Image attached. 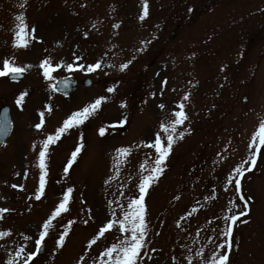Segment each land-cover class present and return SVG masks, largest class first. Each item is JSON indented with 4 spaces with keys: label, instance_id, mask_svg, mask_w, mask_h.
Returning a JSON list of instances; mask_svg holds the SVG:
<instances>
[{
    "label": "rangeland",
    "instance_id": "1",
    "mask_svg": "<svg viewBox=\"0 0 264 264\" xmlns=\"http://www.w3.org/2000/svg\"><path fill=\"white\" fill-rule=\"evenodd\" d=\"M147 4L141 20L143 0H0V70L8 59L27 75L17 84L0 78V106H9L14 123L0 147V209H7L0 212V264H17L13 253L35 250L44 221L69 188L67 210L51 219L44 251L32 264H108L106 249L130 233L118 225L98 233L139 196L156 158L150 145L158 133L166 145L160 125L174 120L181 104L187 119L176 126L163 171L145 191L147 234L137 264H213L232 215L238 219L231 226L230 264H264V144L259 137L252 143L264 121V0ZM17 16L28 26L24 47L14 46ZM46 59L59 72L73 60L79 84L67 98L44 86L40 64ZM84 78L92 80L90 88L81 86ZM23 93L22 106L17 100ZM101 97L83 123L49 145L40 192L42 142ZM248 163L254 168L241 180L252 203L246 218V201L238 202L233 182L237 167L250 170Z\"/></svg>",
    "mask_w": 264,
    "mask_h": 264
},
{
    "label": "snow or ice",
    "instance_id": "2",
    "mask_svg": "<svg viewBox=\"0 0 264 264\" xmlns=\"http://www.w3.org/2000/svg\"><path fill=\"white\" fill-rule=\"evenodd\" d=\"M23 7V4H21ZM191 11V9H190ZM148 15V4L147 0H143V9L140 19L143 20ZM16 20L18 21L16 28L17 31L15 32V39H14V46L15 47H24L27 45V41L25 37L29 35L28 26L24 22L23 16H17ZM130 63V61H129ZM40 67L43 69V75L46 79L50 78V74L52 72V68L50 66L49 61L46 59L41 62ZM72 65L69 64L68 68L72 69ZM82 67V66H81ZM99 64L89 65L88 71L91 72L95 68H98ZM127 67V64H122L121 69ZM24 68L22 67H15L12 63L5 59L3 61V69L0 70V76H5L6 74H22L24 72ZM109 92L114 91L113 88L108 89ZM23 99V96L17 100V104L20 103V100ZM104 97L96 99L93 103L89 104L88 106L84 107L83 109L73 112L71 116L63 122V127H60L55 135H48L47 138L42 142V148L39 151V168H40V177H39V189L40 192H43L46 184V176H47V165L45 163L46 155L49 149V145L57 141L62 133H65L66 130L74 125H78L83 123L96 109L99 108L101 105L102 100ZM184 99H188L187 96ZM163 108V105H160ZM180 111H176L174 113L175 119L172 120L170 123H162L160 125L162 131L167 134V143L164 145L162 143V139L160 134L158 133L155 136L153 143L150 147L155 148L156 158L154 161V166L150 169L149 175L144 176L139 184V196L136 198L131 199V201L127 205V209H122V218H117L115 220H109L108 223L100 229L98 236H103L104 232L107 229L113 227V225L119 226V231L121 233H130V239L125 237L121 239L119 243L113 244L111 247H108L104 252V256L108 258V264H137V258L140 254L141 249L145 243V237L147 234V225L145 222V204H144V195L146 189L150 186V183L157 179L159 174L163 171V166L166 158L170 154L172 145L174 143V133L176 132V126L183 123L185 119H187L186 114L183 112V105H179ZM50 110V109H49ZM41 117H43V113H41ZM43 120L41 123H37L35 125L36 129H40L42 126ZM99 134L103 136L105 134V129L101 127L99 129ZM183 137V133L180 134V138ZM257 137H259L260 144H264V121H261L259 129L252 137V143L255 144ZM251 146V145H250ZM82 144L77 145L75 151L72 152L71 156L72 159L68 162V167L64 168L65 173L68 172L69 167L71 166L73 160L76 159L77 154L81 151ZM118 153L126 154L128 149L120 148L117 149ZM252 164H255V155L251 157ZM143 167V165H142ZM237 175H242V167H237L236 169ZM237 190H239V180L235 181ZM15 187V185H13ZM72 189L69 188L67 192L64 193L62 202L56 207L55 211L52 213L51 217L48 220H45L42 228L43 230L40 232V239L36 241L37 249L40 246L41 240L48 233V229L51 227V219L58 216L62 211H66V205L70 199V193ZM39 195H37V199H39ZM243 199V197H241ZM7 209H0V212H5ZM244 214L243 212L241 215ZM113 216H116L115 210L113 211ZM226 219L235 222L238 219V216L232 215L227 217ZM228 234H231V227L228 229ZM5 235L4 233H0V236ZM67 235V231L61 234L59 237V244H62L64 241L65 236ZM95 243V240L92 241ZM223 247V245H221ZM35 253H29V257L34 255ZM228 260L227 255L221 253L214 261L213 264H226Z\"/></svg>",
    "mask_w": 264,
    "mask_h": 264
},
{
    "label": "water",
    "instance_id": "3",
    "mask_svg": "<svg viewBox=\"0 0 264 264\" xmlns=\"http://www.w3.org/2000/svg\"><path fill=\"white\" fill-rule=\"evenodd\" d=\"M86 85L89 84L88 81L85 82ZM57 86H60L62 90L68 91L72 90L75 86V81L71 78L60 81ZM10 130V125L8 120L5 118L4 113H2L0 118V142L2 143Z\"/></svg>",
    "mask_w": 264,
    "mask_h": 264
}]
</instances>
